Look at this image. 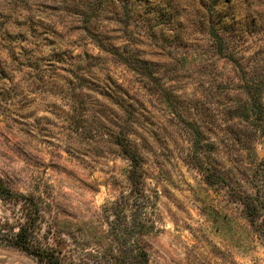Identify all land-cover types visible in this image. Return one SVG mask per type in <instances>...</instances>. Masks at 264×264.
<instances>
[{
	"label": "rangeland",
	"instance_id": "1",
	"mask_svg": "<svg viewBox=\"0 0 264 264\" xmlns=\"http://www.w3.org/2000/svg\"><path fill=\"white\" fill-rule=\"evenodd\" d=\"M41 91L67 95L78 113L95 110L102 140L95 158H83L100 182L83 188L98 205L113 200L105 227L147 220L158 243L178 240L199 264H264V164L247 159L264 139V0H0V124L10 119L45 156H73L55 135L58 105L33 107ZM61 127L84 130L79 117ZM119 141L141 157L138 187ZM13 149L26 155L19 142ZM33 166L45 192L68 175L65 166ZM32 204L0 188V212ZM84 230L48 239L67 253ZM146 248L159 264V250Z\"/></svg>",
	"mask_w": 264,
	"mask_h": 264
},
{
	"label": "clouds",
	"instance_id": "2",
	"mask_svg": "<svg viewBox=\"0 0 264 264\" xmlns=\"http://www.w3.org/2000/svg\"><path fill=\"white\" fill-rule=\"evenodd\" d=\"M36 95L37 100L33 107L58 105L55 109L57 116L55 135L60 145L68 149L73 156H60L55 150L52 151L51 157L45 156L43 153L47 150H41L37 141L31 136L20 134L16 125L11 124L10 119H5L0 124V131L3 132V135H0V153H2L0 155V188L10 186L12 198L19 199L21 204L28 199L33 201L32 206L13 208L11 214L6 206L0 212V264H33L34 256L46 255L55 246V243L49 242V235L53 242L65 240L66 237L62 233L71 232L77 225L85 226V230L76 237L81 244V249L87 241L90 245L87 252L95 251L98 259L111 252L110 245L114 235L111 229L114 221H110L108 227H105L106 216L110 215L107 210L113 206V200L107 198L103 205H98L94 196L84 194L83 188L84 182L96 187L100 182V178L93 175L95 169L83 158L84 153L95 158L92 150L101 144L102 137L99 129L96 128L97 115L94 109L91 114L74 111L76 105L67 95L50 96L44 91ZM30 110L24 109V111ZM121 116L123 118V114ZM77 117L81 119L84 130L75 136H69L61 126L70 125ZM259 126L264 127V125ZM137 131L147 134L144 129H137ZM156 134L160 135L159 132ZM38 138L39 134H37ZM17 142L26 155H19L13 149V145ZM225 143L228 141L226 140ZM259 143L260 147L256 148L253 145L247 155V159L253 165L264 164V139H261ZM229 146L230 155H240L238 147ZM74 156L80 157L85 170H80L73 159ZM68 161H72V164L68 165ZM34 163L45 167L49 163L65 166L68 168V175L56 176V183L48 187L45 192L43 188L47 178L43 174V169L34 167ZM37 187L42 190L37 191ZM148 215L147 212L144 213V217ZM130 226L131 221H126L120 225L117 232L123 236L121 230ZM157 239L154 232H149L138 237V242L152 245L154 251L159 250L160 255L154 257L159 264H166L169 257H174L182 264H199L203 259L194 250L186 257L185 252L176 247L178 240L169 247L167 243H158ZM38 248L44 251L40 252ZM75 255L80 260L86 258L85 251L77 250ZM100 264H103V261Z\"/></svg>",
	"mask_w": 264,
	"mask_h": 264
},
{
	"label": "trees",
	"instance_id": "3",
	"mask_svg": "<svg viewBox=\"0 0 264 264\" xmlns=\"http://www.w3.org/2000/svg\"><path fill=\"white\" fill-rule=\"evenodd\" d=\"M121 145L123 154L131 162V169L129 170V179L133 185L138 187L139 184V165L141 164V157L137 151L131 148L130 145L118 142ZM245 206H248V201H243ZM251 213V212H250ZM254 212L251 216H255ZM114 224L112 229L116 226L124 224L126 221H131V226L123 229V236L113 235L112 244L110 245L111 252L101 256L97 259L95 251L87 252L90 247L87 241L84 242L83 249L69 248V251L65 253L61 249L54 246L46 255L34 256V258L40 264H149V254L146 248V243H139L138 237L146 235L148 232L146 224L137 218H129L121 221L113 220ZM111 229V230H112ZM77 247V246H76ZM40 252L44 249L38 248ZM77 250L85 251L86 258L80 260L76 257L75 253Z\"/></svg>",
	"mask_w": 264,
	"mask_h": 264
}]
</instances>
